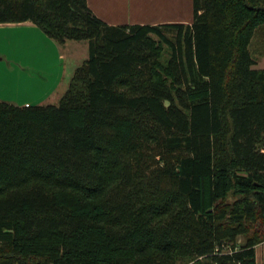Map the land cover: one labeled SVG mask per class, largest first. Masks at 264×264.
Wrapping results in <instances>:
<instances>
[{
  "label": "trees",
  "instance_id": "trees-1",
  "mask_svg": "<svg viewBox=\"0 0 264 264\" xmlns=\"http://www.w3.org/2000/svg\"><path fill=\"white\" fill-rule=\"evenodd\" d=\"M193 4L109 25L88 0H0V23L89 49L59 103L0 100V264H257L264 0Z\"/></svg>",
  "mask_w": 264,
  "mask_h": 264
},
{
  "label": "rangeland",
  "instance_id": "rangeland-1",
  "mask_svg": "<svg viewBox=\"0 0 264 264\" xmlns=\"http://www.w3.org/2000/svg\"><path fill=\"white\" fill-rule=\"evenodd\" d=\"M36 28L37 31H33L26 26H7L1 30L2 32L0 31L1 37H8L7 42H9L6 47L3 45L0 48V52L4 53L3 61L0 62V95L5 101H14L19 105L26 102H30L31 105L59 103L61 95H64L66 91L60 92V90L68 85L70 73L74 74L76 68L88 58L86 52L89 56V49L85 50L87 41L72 40L73 43L79 44L78 48L76 47L78 50L70 48L65 54L77 51L78 60L69 56V58L60 59L61 51L58 49L56 53L50 52L52 45L49 44V48L44 46L42 37L38 35L39 32L45 36V32L38 26ZM262 31L254 35L250 44V50L257 60L255 68H264ZM169 58L170 53L167 50L163 61L166 62ZM64 71H66V74L62 76V78L65 77L64 80L57 84V79ZM53 88L58 89L51 94H54L53 96L50 95L51 97L48 98L47 94ZM261 150L264 151V147ZM257 247V264H264V242L258 244Z\"/></svg>",
  "mask_w": 264,
  "mask_h": 264
},
{
  "label": "crops",
  "instance_id": "crops-1",
  "mask_svg": "<svg viewBox=\"0 0 264 264\" xmlns=\"http://www.w3.org/2000/svg\"><path fill=\"white\" fill-rule=\"evenodd\" d=\"M193 3L194 0H88V4L90 8L93 10V12L109 25H124V24L155 25L162 23L191 24L194 20ZM7 26H15V27L26 26L33 31L37 29L36 28L37 25L34 22L26 21L22 23H0V31ZM38 35L42 37L44 46H48L49 48V44L52 45L50 46L51 47L50 52L52 51V53H56L58 49L61 51L59 55L60 59L70 57L78 60L79 54L76 53L77 51L75 53H72V51H70L68 55H66L65 52H67V50L69 51L70 48L73 49H75L76 47L78 48L79 44L73 43L72 40H67L64 44H60L55 39L48 36L46 33H44L45 36H42L38 32ZM7 38L8 37L6 36L1 37L0 34V48L3 45L5 47L8 45L9 42H7ZM85 47H86L85 50L88 51L87 49L88 44H85ZM77 48L76 50H78ZM70 53H72L73 56L70 55ZM3 55L4 53L0 52V62L3 61ZM86 57H88L87 52H86ZM63 74L65 75L66 71H64V73L61 72L60 78L57 79L58 80L57 84H59L60 81L64 80L65 77L62 78ZM72 74L73 73H70L71 77L69 79V83L72 78ZM68 85H65L60 90V92L67 90ZM57 89L58 88H53L47 94V97L49 98V96ZM0 100H4L1 95H0ZM7 102L19 105L14 101H7ZM22 104L31 105L30 102L20 103V105ZM257 248H256V253H257Z\"/></svg>",
  "mask_w": 264,
  "mask_h": 264
}]
</instances>
